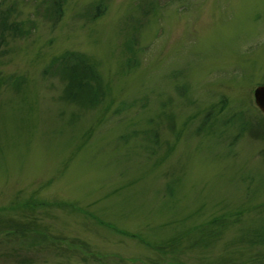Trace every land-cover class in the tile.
<instances>
[{"label":"rangeland","instance_id":"374dc122","mask_svg":"<svg viewBox=\"0 0 264 264\" xmlns=\"http://www.w3.org/2000/svg\"><path fill=\"white\" fill-rule=\"evenodd\" d=\"M53 1L0 0V264H264V0ZM68 53L99 106L65 99Z\"/></svg>","mask_w":264,"mask_h":264},{"label":"trees","instance_id":"16d2710c","mask_svg":"<svg viewBox=\"0 0 264 264\" xmlns=\"http://www.w3.org/2000/svg\"><path fill=\"white\" fill-rule=\"evenodd\" d=\"M5 1V0H4ZM65 0H57L52 2V12L58 16H55L56 19L58 17V20L63 17L64 14V9H63V4ZM50 10V9H49ZM10 12L8 9L2 10L0 13V45H2L3 42H5V37L12 34V35H17L19 32V23L17 22H12L10 23ZM98 14H95L94 18H96ZM131 51L132 48H130ZM57 59H54L52 61V66L57 62ZM60 68L57 69V73L59 76L64 81H67V87L65 89V99L69 101H76L79 102L82 105H87L88 107L95 108L102 104L106 97V91L104 88V85L101 83L102 78L101 75L96 68L95 65H93L89 59H87L84 55L82 54H66L65 56L62 57L61 62H60ZM48 74V72H46ZM2 78H0V87L2 84ZM18 80L14 81V86H19ZM209 120V119H208ZM231 122H225V125L230 124ZM46 206L44 202H37V201H25L21 205V209L23 210H32L35 211V208H43ZM62 207H69L72 209H75L74 205L72 204H66L62 203ZM76 210V209H75ZM0 211H4L1 210ZM0 216V221L1 220ZM13 222L14 221L13 219ZM30 223L23 224L19 223L12 231L11 235L15 236L20 239H27L31 238L32 241H47V235L44 231H39L38 229L34 228L33 226L29 225ZM102 225L104 223H101ZM109 227V226H108ZM113 231L117 232L120 235H124L126 237L132 238V239H137L138 241H142L146 243L148 246L152 248V250H163L164 251H169L170 252L174 250L175 246L170 245L173 243L167 242L162 245H158L156 247L152 246L151 244L145 242L143 239H141L138 235L135 234H130L128 232L120 231L114 227H111ZM9 235V236H11ZM178 242L179 245V239L176 241ZM168 249V250H167ZM92 254V253H91ZM94 257L98 258L97 256L93 255ZM100 260V257L98 258ZM101 261V260H100ZM122 262L123 259H120Z\"/></svg>","mask_w":264,"mask_h":264},{"label":"water","instance_id":"95a60500","mask_svg":"<svg viewBox=\"0 0 264 264\" xmlns=\"http://www.w3.org/2000/svg\"><path fill=\"white\" fill-rule=\"evenodd\" d=\"M254 96L257 107L264 113V85L257 87Z\"/></svg>","mask_w":264,"mask_h":264}]
</instances>
